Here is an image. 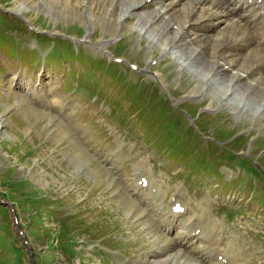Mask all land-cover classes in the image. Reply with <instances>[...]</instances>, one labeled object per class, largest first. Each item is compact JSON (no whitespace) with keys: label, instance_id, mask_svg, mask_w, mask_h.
<instances>
[{"label":"rangeland","instance_id":"374dc122","mask_svg":"<svg viewBox=\"0 0 264 264\" xmlns=\"http://www.w3.org/2000/svg\"><path fill=\"white\" fill-rule=\"evenodd\" d=\"M157 5V0H144L130 16L127 13L132 7L123 0H0V30L6 35L2 38L13 40L20 52L14 53L11 42L0 41V191L8 192L17 204L18 221L30 246L19 236L22 259L17 264H31L29 257L32 264H152L167 257L174 260L172 264L200 263L194 257L205 250H193L200 245L197 239L183 236L191 230L187 218L181 223L183 229L167 224L166 230L167 222L177 223L173 216L168 217L170 212L164 214L171 192V197L180 193L189 204L208 194L211 200H202L205 209L201 208L197 218L204 225L209 223L202 231L212 232L214 220H221L223 230L233 234L223 238L221 245L226 242L235 248L239 241H247L254 251L251 264H259L260 259L264 262V179L249 175L257 176L253 162L264 176V114L242 90L238 93L229 88V94H234L222 96L226 80L212 81L207 78L209 71L181 63L183 49L172 50L168 43L177 32L154 34L138 26V18ZM224 25L219 23L208 32L216 37ZM188 31V39H194V27ZM103 40L109 43L101 47ZM73 51H83L86 56L73 57L69 53ZM116 56L122 60H114ZM93 59L107 60L125 71L131 82L140 79L141 85H158L168 99L165 113L173 112L164 115L169 124L178 119L179 111L184 115L189 111L191 116L195 110H204L196 120L185 117L203 137V144L215 156L212 166L216 169L213 164H219L222 174L209 171V163L202 173L183 166L178 155L154 154L145 144L154 142L151 134L157 117L146 115L139 122L130 108V86L95 78L99 69L89 63ZM130 62L136 67L129 66ZM222 64L227 68V63ZM256 66L262 70L264 60ZM17 75L23 79L21 85L15 82ZM204 78L209 79L208 84ZM97 86L98 96L94 93ZM136 87L139 99L160 114L153 106L157 92ZM178 103L182 109L177 112L172 105ZM115 109L130 117L129 130L124 122L116 123L119 113ZM233 131L237 132L235 140L219 142L231 139ZM227 148L220 164L222 150ZM239 149L241 154L231 153ZM237 169L244 177H239ZM140 172L145 177L151 173L152 182L147 179V183L153 186L152 192H147L148 186H135V181L139 185L137 177H142ZM189 172L197 178L187 176ZM14 175L27 178L38 195L22 194L19 186L29 188V184L16 183ZM0 207V260H6L0 264H15L18 251L13 253L6 244L11 239L17 242L7 232L12 229V213L7 206ZM195 208L186 211L197 212ZM208 216L212 218L207 220ZM149 248L152 251L145 252Z\"/></svg>","mask_w":264,"mask_h":264},{"label":"bare ground","instance_id":"6f19581e","mask_svg":"<svg viewBox=\"0 0 264 264\" xmlns=\"http://www.w3.org/2000/svg\"><path fill=\"white\" fill-rule=\"evenodd\" d=\"M123 1L125 3H128L130 7H132L129 13H127L132 16V14H134L133 9L140 7L144 0ZM180 1L182 2L183 0H157L158 5L153 8L152 11H149L148 13L144 14V16L141 15L138 18V26L141 29H144L145 32L151 31L154 34H158V31H162V33L167 31L168 33L172 34L177 32L178 36H175L174 34L173 36H170L169 34L170 39L168 43L172 50L183 49L184 58H182L181 63L183 62V64L185 65L186 63H191L190 66L196 67L195 70H200L201 68H203V70L209 71L210 73L206 72L207 74H209L207 78H210V80L212 81L215 80L216 82L218 80L222 81V79L226 80L227 87L226 89L223 88L224 90L221 92L222 96L233 95L234 93H232V91L239 93V90H242V92H240L242 93V95L246 93L247 97L250 98L249 100L254 98L255 103H257V105H260V107L258 106L257 111L261 110L263 115L264 67L262 70H257V66L255 67V64L257 62L259 66L264 60V0H185L184 3H181L182 7L179 8L178 2ZM126 12L127 11H125V14ZM219 23H224L225 25L218 33V36H211L208 30L215 28V26H217ZM190 26L194 27L195 29L196 37H194V39H188V27ZM156 28H158V30L154 32ZM203 28H206V31H204ZM151 32L149 33L151 34ZM105 43L103 40L101 47L105 46ZM179 51L181 52L182 50ZM247 60L249 61L248 63ZM222 62L227 63V68L226 66H223ZM182 68L185 69L184 66ZM233 68L234 71H231V69ZM238 70H240V72ZM206 80L207 79L204 78L203 82L205 81V84H208L206 82H208L209 79L207 81ZM222 82L225 83L224 81ZM231 84L232 87L230 86ZM229 88L232 89L231 94H229L228 92ZM50 90L52 91V89ZM25 110L28 111L30 109ZM242 110L243 108H241L238 112L242 113ZM174 197L178 196H176L175 194L172 196V198ZM179 198L180 200H182L180 195L178 198H174L175 200L170 203L169 209H167V211L170 212V216H173V218L175 219H179L181 223L183 219L187 218L186 222L188 223V225L190 227L193 226V228H191L189 232L183 235L184 237L186 236L190 238L192 236H195L200 240H204L202 242L204 243V245L200 244V251L201 248H203V251L205 250V252L209 254H202V252H200V256L196 255L194 257L196 260L198 259L200 263H203L205 259H209V255L212 250L217 248L223 252L222 256L224 260L214 259V262L209 264H249L248 260H245L244 258V256L247 258L250 252L248 250H244L247 249L245 247V244H243L242 247H239V249H235L233 252H231L230 250L227 252L228 249H224L225 246L222 247L219 246L218 243H216V241L222 240L223 238V235L220 232V223L218 225L214 223L212 225L213 231L210 233H205L204 231H202L201 227L204 230V226L209 225V223L204 225L202 224V221L198 222L197 218H199V212L203 207L201 204V200L195 201L194 207L197 208V212L190 213L195 214V216L192 217V215H190L189 213L183 214V211L188 208L186 206L187 201H182L180 203L182 208L181 210H172L174 201L179 200ZM183 203L185 204V206L183 205ZM209 219L210 217H208V220ZM167 224L170 227V223ZM194 225L198 227V230H195L196 227H194ZM174 237H172V239ZM211 240H214V242H212ZM207 244L208 248H206ZM178 251L179 249L175 250L174 254L176 255ZM156 252H158V250ZM186 256L188 255H181L180 257ZM155 260L152 264H172V261H174H171V259H168V257L162 261Z\"/></svg>","mask_w":264,"mask_h":264},{"label":"snow or ice","instance_id":"6c2138e0","mask_svg":"<svg viewBox=\"0 0 264 264\" xmlns=\"http://www.w3.org/2000/svg\"><path fill=\"white\" fill-rule=\"evenodd\" d=\"M177 211H179V207L177 206V209H176Z\"/></svg>","mask_w":264,"mask_h":264}]
</instances>
